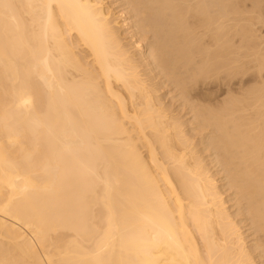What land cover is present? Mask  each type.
I'll list each match as a JSON object with an SVG mask.
<instances>
[{"label": "bare ground", "instance_id": "obj_1", "mask_svg": "<svg viewBox=\"0 0 264 264\" xmlns=\"http://www.w3.org/2000/svg\"><path fill=\"white\" fill-rule=\"evenodd\" d=\"M120 1L0 0V264H264V0Z\"/></svg>", "mask_w": 264, "mask_h": 264}, {"label": "rangeland", "instance_id": "obj_2", "mask_svg": "<svg viewBox=\"0 0 264 264\" xmlns=\"http://www.w3.org/2000/svg\"><path fill=\"white\" fill-rule=\"evenodd\" d=\"M111 1H112L113 3H112ZM118 1H119V4H118ZM115 2L118 4L117 7H115V6H116V3H115ZM120 2H121L120 0H108V1L106 0V4H109V3L111 4V8H113V12H114V14L118 13V14H116L115 16H117V19H118V17L120 18V19H118V26H120L119 30L121 29L120 32L124 33V34H122V35H124L125 37L127 36V37H126V41L128 40L129 43H130V42L132 43V40L128 39V38H129V34H128V32H129L130 29H129L127 26H125L124 24H121V23L123 22L122 18H123V16H124V14H125V13L127 14V9L124 8L123 5H120V4H122V2H121V3H120ZM114 4H115V5H114ZM120 6H121V7H120ZM114 8H115L116 11H117V10H118V11L115 12ZM118 8H119V9L122 8V9L119 10ZM123 11H124V12H123ZM119 13H120V15H119ZM123 13H124V14H123ZM121 14H122V15H121ZM126 14H125V16L128 17L129 13H128L127 15H126ZM120 16H121V17H120ZM117 19H116V20H117ZM121 21H122V22H121ZM119 22H120V25H119ZM123 23H124V22H123ZM123 25H124V27H123ZM122 27L125 28V29H123ZM124 30H125V31L127 30V31H126V32H127L126 35H125V31H124ZM260 30H261L260 33L263 32V35H264V31H263V30H264V26H261V27H260ZM127 34H128V35H127ZM262 38H264V37H262ZM145 40H146V39H144V41H145ZM144 41L142 40L141 42L144 43ZM146 42H147V41H145V43H146ZM143 43H142V44H143ZM164 92H165V91H163V93H164ZM165 96H167V95H165ZM167 98H168V97H166L165 100H168ZM183 118H184V117H183ZM197 138H198V137H197ZM198 146L200 147V145H197V148H199ZM212 150H213V149H210V150L206 151V153L209 154L208 152H210V155H212V156L215 157V155H214L215 152L213 151V152H214V154H213V153H212ZM203 153H204V156L202 155ZM206 153H205V151H203L202 154H201L202 157H206V156H207ZM210 155H208L206 158H204V161H206L207 163H208V161H207L206 159H208L209 157L212 158V156H210ZM210 158L208 159L209 161H210ZM209 166H210V165H209ZM214 168H215V169H214ZM212 169H213V170H212ZM219 169H220V167H219ZM219 169L216 170V167H212V168H210L211 172L214 173V174L217 173ZM216 171H217V172H216ZM219 172H220V173H217L216 177H215V176H214V177L216 178V181H217V184H218V185L220 184V186H221V185L224 183V184H223V188H221L222 186H221L220 188H221L222 191L224 190L223 197H224L225 199H229V197L231 196V195H229V194H230L232 191H229L230 193L228 192L229 189H227V186L225 185V179H224V176H223V172H222V170H220ZM218 174H220V175H222V176H220V175L218 176ZM218 177L221 178L222 180L218 179ZM218 180H220V182H219ZM221 181H222V182H221ZM223 181H224V182H223ZM230 190H231V189H230ZM225 192H227V193H225ZM227 195H229V197H228ZM231 197H232V196H231ZM230 203H231V204H230ZM229 205H230V206H229ZM231 205H233V201H232V200L229 201V202L227 201L226 206H227V208H229V209H228L229 212H230L231 214H234V213H236V210H235L236 208H235V205H233V206H231ZM228 206H229V207H228ZM230 207H231L232 209H231ZM233 207H234V208H233ZM232 210H233V211H232ZM234 211H235V212H234ZM238 217H239V218H238ZM241 217H242V216H239V215H238L237 217H235V220H238V219H240ZM238 221H240V220H238ZM239 225L242 226L243 223H240ZM241 229H243L242 231L246 230V231L244 232L245 235H247L248 232H250L249 229L247 230L246 227H244V226H242ZM246 233H247V234H246ZM248 238H249V239H248ZM247 239H248V240H247ZM247 239H246L247 243L250 244V243H251V240H250L251 237L248 236ZM248 241H249V242H248ZM255 260L257 261V259H255ZM258 264H259V263H258Z\"/></svg>", "mask_w": 264, "mask_h": 264}]
</instances>
